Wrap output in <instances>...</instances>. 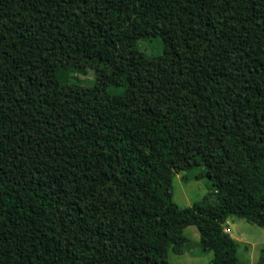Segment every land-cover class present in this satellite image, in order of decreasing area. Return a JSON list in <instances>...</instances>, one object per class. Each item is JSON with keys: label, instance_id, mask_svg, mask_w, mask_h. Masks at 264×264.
I'll return each mask as SVG.
<instances>
[{"label": "trees", "instance_id": "16d2710c", "mask_svg": "<svg viewBox=\"0 0 264 264\" xmlns=\"http://www.w3.org/2000/svg\"><path fill=\"white\" fill-rule=\"evenodd\" d=\"M229 217L264 229V0H0V264H170L187 225L239 264Z\"/></svg>", "mask_w": 264, "mask_h": 264}, {"label": "rangeland", "instance_id": "374dc122", "mask_svg": "<svg viewBox=\"0 0 264 264\" xmlns=\"http://www.w3.org/2000/svg\"><path fill=\"white\" fill-rule=\"evenodd\" d=\"M152 41L143 40L139 49L145 53H159L160 44L159 47L153 46ZM73 74L83 82H88L93 78L92 71L89 69L78 68ZM182 174V172L175 173L171 182V199L179 207L188 206L207 192L212 191L210 183L205 178H192L183 181L181 179ZM223 230L239 243L236 249L239 264H254L260 247L264 245V229L246 221L244 218L229 217L223 224ZM183 234L188 239V249L180 254L168 251L167 261L170 264H211L210 260L214 256V250L203 252L199 248L196 227L187 225L183 228Z\"/></svg>", "mask_w": 264, "mask_h": 264}, {"label": "crops", "instance_id": "0c3cea01", "mask_svg": "<svg viewBox=\"0 0 264 264\" xmlns=\"http://www.w3.org/2000/svg\"><path fill=\"white\" fill-rule=\"evenodd\" d=\"M234 227V226H233Z\"/></svg>", "mask_w": 264, "mask_h": 264}]
</instances>
